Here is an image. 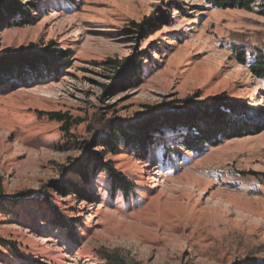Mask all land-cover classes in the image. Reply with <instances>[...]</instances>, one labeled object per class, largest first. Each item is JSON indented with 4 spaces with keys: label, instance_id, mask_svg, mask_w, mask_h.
Here are the masks:
<instances>
[{
    "label": "rangeland",
    "instance_id": "rangeland-1",
    "mask_svg": "<svg viewBox=\"0 0 264 264\" xmlns=\"http://www.w3.org/2000/svg\"><path fill=\"white\" fill-rule=\"evenodd\" d=\"M18 2L31 22L0 4V264H264V178L249 174L264 173L259 8ZM219 95L244 105L231 117L252 134L190 151L182 141L195 131L140 128ZM107 165L131 192L112 186Z\"/></svg>",
    "mask_w": 264,
    "mask_h": 264
},
{
    "label": "trees",
    "instance_id": "trees-1",
    "mask_svg": "<svg viewBox=\"0 0 264 264\" xmlns=\"http://www.w3.org/2000/svg\"><path fill=\"white\" fill-rule=\"evenodd\" d=\"M205 2L216 9H238L251 12L255 8H259V14L264 15V0H205ZM0 4L2 5V9H4L8 14L20 17L21 22H31L30 20L26 19V17H28V11H25L22 8L18 0H0ZM136 26L139 32H145L150 24L143 21ZM10 63L13 62L9 60L7 65H9ZM110 64L113 66L112 68L118 70V73H120L121 71H125L124 69L128 68V63L125 64V62L122 61H110ZM5 65V60H0V69H2V66ZM11 67L12 66H9V68ZM183 103L185 104L184 107L177 109V113H164L161 116V118L163 119H160L161 123H158V125H148L140 128H142L143 131H147V129L154 131L156 129V126H172L173 128L175 126H182L181 128H186L189 132L195 131V134H192V132L188 133V135L184 137L185 139L182 141L183 147L190 151H200L202 150V147L207 144L216 146L224 139H231L247 134H252V132L256 130L248 120L247 123H245L244 121L246 120L240 119L244 118V113L242 112L244 110V105H242L241 103H228L220 95L214 98L211 107H202L199 105H195L193 101L188 100L184 101ZM45 114L52 120L62 121V117H60L56 113ZM178 114H180V116H178ZM232 114L241 116L239 118L240 120H233L231 117ZM155 120H157V118ZM127 132L129 133L130 131L128 129H120V127H115L112 130V134H122L124 139L127 138ZM133 134H135L136 136L134 135L135 137L131 140H133L134 143L138 146L142 145L145 139H143L138 132ZM110 137L111 136L108 135L106 139L101 140V142L103 143L102 146L114 150L116 148L117 140H112V138L109 139ZM113 139H115L114 136ZM135 148L137 149V147ZM105 170L112 183V186L116 188L120 193L125 195L133 190V188H130L132 183L129 182L122 173L115 170L112 165H107ZM80 174L82 175V172ZM249 174L252 176H262L264 178V173L250 172ZM54 213L56 212L54 211ZM61 225H63L62 222L60 223V226Z\"/></svg>",
    "mask_w": 264,
    "mask_h": 264
}]
</instances>
